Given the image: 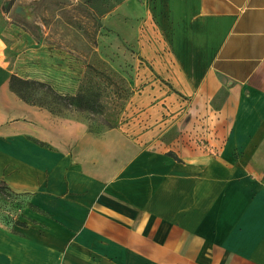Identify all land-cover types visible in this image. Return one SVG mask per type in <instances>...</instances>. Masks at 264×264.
Here are the masks:
<instances>
[{"label":"crops","instance_id":"obj_1","mask_svg":"<svg viewBox=\"0 0 264 264\" xmlns=\"http://www.w3.org/2000/svg\"><path fill=\"white\" fill-rule=\"evenodd\" d=\"M156 11L166 73L193 97L164 144L157 126L92 131L27 103L0 62V179L48 216L0 224V264H264V0H157Z\"/></svg>","mask_w":264,"mask_h":264},{"label":"rangeland","instance_id":"obj_2","mask_svg":"<svg viewBox=\"0 0 264 264\" xmlns=\"http://www.w3.org/2000/svg\"><path fill=\"white\" fill-rule=\"evenodd\" d=\"M156 8L157 0H0V62L8 73L50 83L62 94L96 82L97 111L63 109L64 114L85 117L96 131L111 124L137 138L159 127L156 138L164 144L179 134L176 121L193 97L166 73L170 41ZM156 100L159 111L151 110ZM154 113L162 114L155 117L159 122ZM172 114L176 118L167 122ZM201 124L210 128L195 120L193 130ZM0 187L1 225L22 229L23 223L48 218L26 190Z\"/></svg>","mask_w":264,"mask_h":264},{"label":"trees","instance_id":"obj_3","mask_svg":"<svg viewBox=\"0 0 264 264\" xmlns=\"http://www.w3.org/2000/svg\"><path fill=\"white\" fill-rule=\"evenodd\" d=\"M93 82L91 84L82 83L76 93L62 94L56 91L50 83H46L37 79H29L22 77L16 73H12L10 77V88L25 102L38 105L48 109L54 114H64L63 109H79L90 112L97 111L100 102L101 85ZM41 94V97H38ZM116 125H109V128ZM92 131H96L90 128ZM42 144H47L41 141ZM48 145V144H47ZM178 158L172 151L169 152ZM0 186L10 188L11 186L3 179ZM1 189V187H0ZM23 225H26L23 223Z\"/></svg>","mask_w":264,"mask_h":264}]
</instances>
